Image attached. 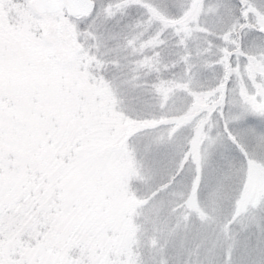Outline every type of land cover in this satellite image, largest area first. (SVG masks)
Listing matches in <instances>:
<instances>
[{"label":"snow or ice","instance_id":"6c2138e0","mask_svg":"<svg viewBox=\"0 0 264 264\" xmlns=\"http://www.w3.org/2000/svg\"><path fill=\"white\" fill-rule=\"evenodd\" d=\"M0 264H264V0H0Z\"/></svg>","mask_w":264,"mask_h":264}]
</instances>
